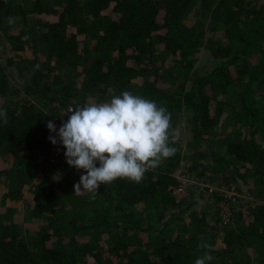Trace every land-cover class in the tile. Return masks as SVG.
I'll return each mask as SVG.
<instances>
[{"label": "trees", "instance_id": "16d2710c", "mask_svg": "<svg viewBox=\"0 0 264 264\" xmlns=\"http://www.w3.org/2000/svg\"><path fill=\"white\" fill-rule=\"evenodd\" d=\"M251 3L0 0V43L7 40L14 53L7 64L0 58V108L8 116L7 124L0 120V158L11 161L0 167V264H194L201 237L216 255L211 264L226 256L247 261L248 248L264 257V0ZM203 14L217 31L206 43L199 30ZM7 17L15 23L9 25ZM201 45L216 60L207 71L197 65ZM28 53L32 59L23 58ZM12 66L19 76L30 72L24 85L12 83ZM239 87V97L231 100ZM125 90L166 106L174 123L186 117L195 148L219 145L209 155L214 171L251 184L249 191L259 196L255 205L235 212L228 223L217 206L214 226L207 212H194L178 234L169 226L185 210L155 225L152 210L169 202L175 173L188 158L180 145L140 183L102 184L94 200L87 192L72 195L77 181L71 180V167L60 163L63 156L49 160L47 122L67 120L68 108L89 97L102 102ZM22 94L26 97L10 100ZM226 108L233 111L232 128L218 130ZM60 169L67 170L66 178L53 182L45 175L38 181L39 173ZM211 193L220 204L223 193ZM23 197L36 215L52 211L61 220L42 224L28 237L15 216ZM137 205H143L140 212ZM218 237L224 247L214 249Z\"/></svg>", "mask_w": 264, "mask_h": 264}, {"label": "clouds", "instance_id": "9594fccd", "mask_svg": "<svg viewBox=\"0 0 264 264\" xmlns=\"http://www.w3.org/2000/svg\"><path fill=\"white\" fill-rule=\"evenodd\" d=\"M6 19L9 25L15 23V17ZM67 111V120L61 119L58 131L51 120L47 122L48 139L54 146L62 145L69 167L85 173L74 185L77 195L87 192L94 200L102 184L117 179L140 183L149 170L177 151L174 145L180 130L173 127L167 107L131 91ZM0 120L8 123L7 109L0 108ZM200 239L194 264H211L212 247Z\"/></svg>", "mask_w": 264, "mask_h": 264}, {"label": "rangeland", "instance_id": "374dc122", "mask_svg": "<svg viewBox=\"0 0 264 264\" xmlns=\"http://www.w3.org/2000/svg\"><path fill=\"white\" fill-rule=\"evenodd\" d=\"M52 3H56L57 0H51ZM247 3L252 4L251 2H254L255 0H245ZM195 18L198 15H193ZM201 17L203 21V24L199 27V30L202 31L203 36V42H208L209 38L215 37V31L212 29L211 21L205 14L199 16ZM13 33V32H11ZM15 33H18L15 31ZM220 34V33H218ZM220 38H223L221 35L218 36ZM3 42L0 43V58L2 61H4L5 64L8 63L9 58H11L14 53L12 50H10V43L7 40H2ZM219 41V38L218 40ZM33 53H28L24 55L23 58H30L32 59ZM141 60V58H138ZM196 59H197V65L200 67V69H203L205 71L210 70L211 66L213 65L216 60L213 58V56L210 54L209 49L203 45L200 46L199 50L196 53ZM258 60L257 57L252 59L251 65L256 63ZM18 61V59H17ZM10 73V79L12 80L13 84L17 85H24V82L26 80L30 79V72L25 73L23 76L18 75V69L16 66H12V69L9 70ZM238 88L236 89V91ZM241 92V87H239V91L235 92L230 99H236L239 97ZM26 95H14L10 98L11 101H16L17 99L25 98ZM28 99V98H27ZM35 101L33 98H29ZM89 101H94L93 97L88 98ZM105 102V101H102ZM97 103H100L97 102ZM172 125L174 128H179L180 130V137L177 140L175 145H180L182 147V152L187 155L188 158L185 159L183 164L179 167V169L176 171V185L174 187L173 196L170 198L169 202H166L164 205V209L161 211L152 210V220L153 223L157 226H160L162 224H165L168 222V219L170 217L171 212H180L182 210H185L183 213H181L175 220L174 224H171L169 226V229H173L174 234H178L181 231V224L183 222H189L190 220V214L194 212H207L209 214L208 221L210 225L214 226L216 217L214 214H216V209L218 207H221V211H219V215L221 216L223 223H228L233 221V217L235 212L245 210V212L249 211L251 207L255 205L254 202H257L259 199V196L257 192H251L249 191L251 188V184L245 182L241 178H237L235 180H229L232 175L229 177V173L226 171L222 172H215L214 163L210 160V151L212 149L219 150V145H216L214 148H212L211 144L212 142H209L208 144H203L199 147V149L195 148L193 144L190 142L192 141L193 135L191 131V127L189 123L187 122L186 117L182 115V117L176 121L175 123L172 122ZM233 125V111L231 108H226L224 113L222 114V117L220 119L219 123V129L223 130H230ZM216 134L211 135L210 138L217 135ZM205 152L208 154V158L202 153ZM66 160L65 156L63 155L60 163H64ZM8 160H4L0 158V167H5L10 163ZM72 173H71V180L77 181L76 184L80 180V176L85 174L83 170H77L73 167H71ZM201 170L203 173L199 174L198 171ZM56 174V175H55ZM47 175L46 179L49 177L53 182H57L60 179L66 178L68 176L67 170L60 169L53 173H39L38 175V181L43 180L44 176ZM53 175V176H52ZM79 178V179H78ZM227 184H225V181ZM37 181V180H36ZM250 182H253V179H249ZM232 182V183H231ZM231 183V184H230ZM226 185L224 187H221L220 185ZM239 186V189L235 186ZM230 186V187H229ZM3 187L0 184V201H1V195L3 193L2 191ZM254 189V188H253ZM213 190H219L223 194L224 192H227L229 195H231V198L225 197L223 194V198L221 199V203H216V197L212 195ZM72 195L78 196L74 193V187L71 189ZM86 192L79 194L85 195ZM226 199V200H225ZM225 200V201H224ZM22 202L17 203L18 211L16 213V217L18 218V223L20 226H22L25 234L30 236H35L37 231L40 227H42L44 224H48V222H51L53 220L60 221L62 216L59 214H56L55 212H46L42 216L36 215L31 209H29L30 199L29 198H22ZM224 201V202H223ZM143 205H137V211L140 212L141 207ZM218 206V207H217ZM143 208V207H142ZM29 210V211H28ZM56 211V210H55ZM68 218H71V215H67ZM244 217V216H243ZM70 220V219H69ZM81 221H79L80 223ZM43 224V225H42ZM70 226L71 222L68 223ZM46 226V225H44ZM77 238L80 240V242L86 243L89 241V237L85 236H77ZM224 247V243L221 241L220 237L217 238L215 245L213 246L214 249H221ZM248 254L247 261L242 258H236L235 256H226V258H220L216 260V264H264V257H260L259 253L254 248H248L246 250ZM212 254V253H211ZM213 257L216 256L212 254ZM264 256V250L263 254Z\"/></svg>", "mask_w": 264, "mask_h": 264}, {"label": "built area", "instance_id": "2783aa9c", "mask_svg": "<svg viewBox=\"0 0 264 264\" xmlns=\"http://www.w3.org/2000/svg\"><path fill=\"white\" fill-rule=\"evenodd\" d=\"M73 108V106H70ZM52 122L56 125V128H57V131L59 130L60 126H61V121L59 119H56V118H53L52 119ZM51 145V151H50V154H49V160L51 163H56L58 162L61 157L63 156L64 152H65V149L62 147V145L58 142L57 145ZM225 197H229L231 198V195H229L227 192H224L223 194ZM226 200V199H225ZM224 200V201H225ZM223 201V202H224Z\"/></svg>", "mask_w": 264, "mask_h": 264}]
</instances>
